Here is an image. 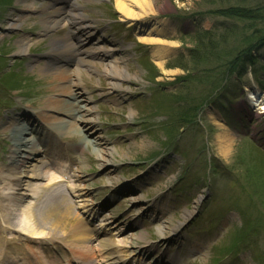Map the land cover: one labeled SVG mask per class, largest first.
I'll return each mask as SVG.
<instances>
[{
	"label": "rangeland",
	"instance_id": "obj_1",
	"mask_svg": "<svg viewBox=\"0 0 264 264\" xmlns=\"http://www.w3.org/2000/svg\"><path fill=\"white\" fill-rule=\"evenodd\" d=\"M150 1L152 10L148 16L124 20L115 0H76L85 19L82 25L89 27L91 35L89 40L84 38L83 49L91 52L101 48L112 53L111 57L82 56L77 82L90 98L96 116H100L89 133L101 140V148L113 150L115 159L112 157L109 167L113 171L103 170L98 149L91 145L83 152H76L74 147L80 141L81 131H67L62 144L71 148L72 157L80 159L75 169L82 168L79 175L82 179L69 181V176L67 185L85 186L89 201H100L105 196L110 201L113 194V203L109 206L112 215L108 211L103 217H112L111 223L121 227L134 223L149 206L168 210L165 220L171 225L182 223V227L178 233L181 239L176 242L178 236L175 237L167 252L170 251V258H183V264H214L217 251L229 250L233 248L231 243L238 241L240 246L245 245L241 254L219 264H264V86L260 83L264 76L256 75L249 66L242 76L234 74L224 81L222 73L228 71L225 63L207 53L200 54L191 43L199 31L213 30L221 39L227 27H236L237 21L220 16L219 10L225 11L237 4L255 8L264 6V0ZM30 2L35 3L38 11L24 10ZM64 2L0 0V170L9 165L13 145L9 135L1 130L13 121L14 115L26 109L43 113L47 100L61 94L56 90L64 85L54 83L50 76L43 77L39 68L45 62L63 66L59 59L50 58L51 42L66 34L73 35V26L46 32L39 15L44 18L51 15L54 9L49 5L60 8ZM43 7L46 9L41 11ZM136 12L140 13L138 9ZM18 17L25 18L22 26L10 31V24ZM159 21L162 25H156ZM245 26V29H235L240 37L228 39L227 43L218 40L217 50H247L242 40L243 30L248 29ZM149 33H156L154 36L160 42L143 43L141 36ZM21 39H27L29 52L18 54L17 43ZM156 48L163 50V54L155 55ZM259 55L258 64H262L264 48ZM110 61L117 62L128 77L120 81L121 88L117 91L112 90L111 77L105 70ZM9 72H16L18 76L7 77ZM227 90L229 95L224 93ZM66 98L62 95V99ZM252 101L258 106L254 107ZM223 105L226 112L221 111ZM192 111L196 117L191 115ZM224 142L229 145L228 152L223 150ZM36 148L42 149L40 145ZM63 164L72 166L68 159ZM116 178L119 185L126 187L115 191L119 185L111 182ZM36 183L46 185L47 175ZM126 188L138 191L128 195ZM24 193L33 196L29 191ZM132 198L143 202L134 206L133 203L139 202L130 203ZM34 201L33 197L28 199L30 204ZM161 218L157 220L156 215L147 213L135 222L143 228L132 231L131 235L143 234L159 242L163 238L159 233L164 222ZM37 226L44 228L41 224ZM66 228L72 234L73 230ZM53 237L51 243L60 239L59 235ZM114 240L119 242L121 238L114 237ZM28 244L35 250L40 248L33 241ZM91 244L97 246L96 242L81 245Z\"/></svg>",
	"mask_w": 264,
	"mask_h": 264
},
{
	"label": "bare ground",
	"instance_id": "obj_2",
	"mask_svg": "<svg viewBox=\"0 0 264 264\" xmlns=\"http://www.w3.org/2000/svg\"><path fill=\"white\" fill-rule=\"evenodd\" d=\"M69 1L63 8L54 9V14L46 15L42 17L40 13L42 27L47 31L62 29L64 25L73 26V35H65L61 39H57L51 42L50 58H59L61 62L73 63L70 69H61V67H53L49 64H45L39 68V73L45 77L50 76L53 78V82L69 83L66 86L56 90L61 94L57 95L58 98H51L47 100L46 106L38 113L46 127H35L32 122L33 115L24 113L14 115V119L1 131L8 134L9 139L12 140L13 145L11 147L9 155V165L6 169L0 170V264H58L65 256L63 251V244H68L72 252H74V259H78L80 264H127V257L129 253H136L139 248L134 249V244L143 241L144 245H148L150 249L159 248V245H152L147 242L144 235H127V230L124 227L113 226L111 228V222L106 218L104 224H100L99 227L90 229L87 226V220L83 219L82 214L76 212L77 209L92 219L98 217V212H94V203H91L87 199L89 190L85 186L75 185L74 187L64 186V180H60L57 176H52L50 173L55 168V162L57 160H64L71 158V150L69 147L60 146L61 137L68 134L67 131L72 129L81 131L78 139L76 150H82L84 147L94 146L97 148V152L101 153L100 166L107 172L113 171L109 169L111 159L114 151L111 149L101 148V140L94 137L89 131L92 130L93 124L100 121V116H96L97 111L90 106L91 101L87 96V93L83 91L77 82V78L80 73V66L83 64L82 56L84 55H99L103 57H111L112 53L101 48H96L94 51H85L82 48L83 39L91 38L89 27L83 26L81 23L84 21V16L80 13V6L76 0ZM116 7L124 20L127 19H143L151 12L150 0H115ZM52 8L55 5H51ZM46 8H42L44 10ZM140 11L137 13L136 10ZM25 11H38L34 2H30L25 5ZM152 14V13H151ZM25 20L24 17H18L13 24H10V31L14 29H20ZM155 25V23H153ZM162 25L161 22H156V25ZM149 35V36H148ZM148 35L141 36V41L145 44L155 45L160 42L156 38V33H149ZM18 54L29 52V45L27 39H21L18 43ZM155 55L163 54V50L156 48L154 50ZM78 57H81L79 60ZM106 74L111 77L112 90L117 91L121 88L120 81L128 79L125 72L119 68V64L114 61H110L106 67ZM57 87V86H56ZM61 95L67 97V99L59 98ZM254 96H251V100H254ZM254 107L258 104L255 101ZM48 112L63 115L68 119L55 117ZM93 118V122L91 121ZM27 124H23L24 122ZM3 123L5 120L2 121ZM23 122V123H22ZM51 125L56 128L50 127ZM48 130L52 136L47 140L42 138L44 131ZM227 136L228 139V135ZM65 138V137H64ZM37 143L42 144L44 147L42 150L36 149ZM225 143V142H224ZM228 144H224L223 150L228 152ZM78 152V151H76ZM42 159H40V157ZM77 157L72 159L73 163H76ZM113 159H115L113 157ZM79 168V167H78ZM72 170L70 173L72 178L76 181L81 180L80 168ZM82 169V168H81ZM6 170V173L4 172ZM82 171V170H81ZM47 175L48 183L46 185L37 184L36 181L43 180ZM112 183V182H111ZM119 179H114L113 184H119ZM71 189L73 192H71ZM30 192L33 196L22 192ZM69 193L76 194L75 197L79 200L73 201ZM132 192H130L131 194ZM36 199L33 204L28 203L22 208V203L28 201L29 198ZM135 202H140V198L132 199ZM77 203L79 205L77 206ZM133 205H136L133 203ZM60 209V210H59ZM60 211L58 213L57 211ZM93 211V212H92ZM150 212V210H149ZM168 210L160 211L158 213V220L163 217V227L160 228V236L162 240L160 245L165 246L166 243L171 240L182 227V223L178 225H171V222L165 220ZM188 216L191 215L187 212ZM57 216V219L54 220ZM92 217V218H91ZM40 220L41 223H39ZM162 219V218H161ZM88 220V221H89ZM51 221V222H50ZM74 221V223H72ZM50 222V223H49ZM110 223V224H109ZM37 224H41L44 228H39ZM110 226V230L107 229ZM18 227V228H17ZM41 227V226H40ZM71 228L74 237L72 242L69 241L68 229ZM136 225H131V228H135ZM49 230L50 233H47ZM24 233L26 237H15L18 235L15 233ZM114 232V233H113ZM60 233V234H59ZM8 235V237L5 236ZM9 235L11 236L9 238ZM53 235H59L60 239H57L56 243L50 241L54 239ZM121 238L118 243L113 241V237ZM39 240V242H37ZM33 241L37 243L44 251L39 252V249H33L28 243ZM96 242L97 246L93 244L89 246H82L81 244ZM80 244L81 246H78ZM51 246V247H50ZM54 248H58L59 254L54 252ZM87 249V251L85 250ZM155 253H157L155 251ZM66 260L71 264V260ZM180 258H176L170 264H179ZM156 264V262H152ZM165 264V263H164Z\"/></svg>",
	"mask_w": 264,
	"mask_h": 264
},
{
	"label": "trees",
	"instance_id": "obj_3",
	"mask_svg": "<svg viewBox=\"0 0 264 264\" xmlns=\"http://www.w3.org/2000/svg\"><path fill=\"white\" fill-rule=\"evenodd\" d=\"M249 7L237 4L227 10L225 9V11H223V9L219 10L217 14H221L220 16L237 21L235 22L236 27L233 29H229L227 27L225 29L226 33L222 35L223 37H221V39H219V36H217L215 34L216 32L214 33L213 30L210 32L199 31L196 37L191 42L193 46L196 47L197 52H199L200 54L207 53L208 56L215 58V60L219 58L220 62L225 63L228 71L227 73H222V80L224 81L226 79H229L230 77H233L234 74L236 77L242 76V74L247 71L249 66H252L253 71L256 75H259L261 77L264 76V63L258 64L259 62H261V56L259 55L260 51L264 48V6H258L255 8ZM252 8L255 10H252ZM258 22H260V24H258ZM239 23H241L242 25H240ZM218 25L222 26V24ZM245 25H248V29L243 30L244 36L242 38V40L244 41L243 44H246L248 46L247 50H244L245 52L241 49L232 50L225 48L217 50L216 47L218 44V40H221L223 43H227L226 41L228 39H235L237 37H240V35L238 36V33L237 31H235V29L242 27L243 29H245ZM226 26L227 25H225L224 27ZM249 30L253 32L249 33ZM238 43L240 44V42ZM204 59H206V56L203 55V60ZM12 78L14 77L12 76ZM221 83L219 85H221ZM260 83L264 86V79L260 80ZM224 93L226 94L227 91H225ZM194 113L195 111H192L191 115L196 117Z\"/></svg>",
	"mask_w": 264,
	"mask_h": 264
}]
</instances>
